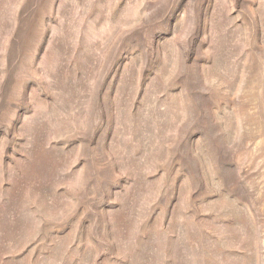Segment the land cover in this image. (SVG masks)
I'll list each match as a JSON object with an SVG mask.
<instances>
[{
  "label": "rangeland",
  "instance_id": "rangeland-1",
  "mask_svg": "<svg viewBox=\"0 0 264 264\" xmlns=\"http://www.w3.org/2000/svg\"><path fill=\"white\" fill-rule=\"evenodd\" d=\"M0 264H264V0H0Z\"/></svg>",
  "mask_w": 264,
  "mask_h": 264
}]
</instances>
